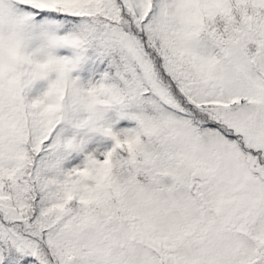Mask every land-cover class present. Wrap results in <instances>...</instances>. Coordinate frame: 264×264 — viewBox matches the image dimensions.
Returning <instances> with one entry per match:
<instances>
[{
    "label": "snow or ice",
    "instance_id": "6c2138e0",
    "mask_svg": "<svg viewBox=\"0 0 264 264\" xmlns=\"http://www.w3.org/2000/svg\"><path fill=\"white\" fill-rule=\"evenodd\" d=\"M0 264H264V0H0Z\"/></svg>",
    "mask_w": 264,
    "mask_h": 264
}]
</instances>
